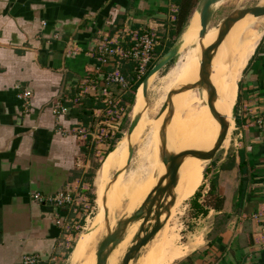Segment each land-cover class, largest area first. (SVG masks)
Listing matches in <instances>:
<instances>
[{"label":"crops","instance_id":"1","mask_svg":"<svg viewBox=\"0 0 264 264\" xmlns=\"http://www.w3.org/2000/svg\"><path fill=\"white\" fill-rule=\"evenodd\" d=\"M176 12L173 0H0V264H20L25 254L39 255L42 264H66L83 226V207L98 201L95 176L102 161L96 158L104 153V159L120 138L101 101L105 93L119 101L127 93L99 85L100 75L112 68L93 58L95 45L102 39L120 43L124 28H147L164 47L176 40L169 33ZM260 37L228 106L232 152L212 167L222 208L210 207L214 216L203 246L173 264H264V125H257L264 118V34ZM85 77L94 79L96 93L89 89L74 105ZM24 89L31 94L28 112L17 97ZM56 102L67 114L53 115ZM81 128L91 136L80 135ZM120 165L121 159L114 169ZM241 177L244 197L234 210ZM64 190L79 205L57 208L33 199ZM58 218L68 231L56 225Z\"/></svg>","mask_w":264,"mask_h":264},{"label":"rangeland","instance_id":"2","mask_svg":"<svg viewBox=\"0 0 264 264\" xmlns=\"http://www.w3.org/2000/svg\"><path fill=\"white\" fill-rule=\"evenodd\" d=\"M260 1L261 0H226L219 6L217 11L215 12L210 23V28L216 27L232 11L237 9L251 8L257 5ZM211 31L212 29H210L207 34H209ZM228 40L224 41L226 45ZM228 46V48L227 46H224L221 48V50H218L216 57L213 61L215 67L216 61L220 56H223L224 53L228 50H235L230 48L231 45ZM188 53H190L189 49H184L180 53L179 59L177 57L175 60L171 61V63L165 66L159 73H157L150 82L147 93V100L149 105L148 109L145 111V113H143V118L141 117L142 119L138 123L132 138H130L129 140V144L133 143V156L131 162L125 173L119 176L114 182V191L111 197L107 200L108 213L109 209L111 210L108 214L107 219L110 231L115 228L119 220H122L125 216H127L128 213L131 212L130 214H128L130 216L132 214V211L134 212L135 209L143 202V200L149 194L152 182L154 180L153 175L155 174L156 167L159 163V149L158 143L156 142L158 140L157 129L161 119L158 122H156L155 120L164 102V98L167 91L172 86L176 84L182 85L183 83L184 74L182 75V68L184 69V62L188 59ZM211 80L212 83L215 81L214 67L211 75ZM233 89L230 93L229 102L234 95ZM191 103L192 105L190 106ZM207 108L208 107L206 106V96H201L196 90L189 92L185 99L182 101V103L179 104V106L176 108L171 123H179H177L176 127H173V125L170 124L168 128V138L170 139L169 143L176 151L179 152L181 150L193 148H195L196 150H200L201 144L203 142L208 143L209 139L208 137L204 136V131L207 127L208 121H214V119L211 114L207 111ZM123 114L124 116L122 120L121 114H119V119H113V121L119 124V130L116 134H119L120 136V138H118V140L116 141V143H114L113 146L119 144L115 150H119L122 156L124 151L126 156L128 145L123 150L122 141L129 126L130 120L132 118V108H127L125 111H123ZM225 117L227 118V121L229 123L228 138L226 143L221 146V149H219V151L217 152L214 161H211L209 163L206 162L202 170L197 174V176H194L192 179L189 180H185L187 177L188 163L186 167L179 172V180L174 190L176 201L174 206L170 210V217L165 220L164 229L166 233H171L173 234V236L176 237V246L184 248V255L182 258L190 254L193 250L197 249L198 246H203L205 242L206 233L212 225V218L214 216V212L210 211V207L214 203H216V200L219 197L217 194L215 195L209 193L210 182L213 180V176L215 175L212 169L214 168L213 166H215L216 162L223 156H225V153L230 155L232 152V147L230 143L231 139L233 138V123L229 122V120L233 122L232 107L228 110V113L227 115H225ZM152 126L156 127V129L152 128ZM103 154L96 158L98 162H103L107 157L106 155L103 159ZM153 157H155V160ZM150 159L152 160V162ZM188 161L189 160H185L184 162ZM150 163L152 165L155 163L157 164L153 165L152 167ZM147 165H150V174L147 175V178L143 183L142 189L139 191L140 193H138V195L135 194L133 196L134 198L132 199V201H130L129 203H125L128 200V189L131 187L136 177L139 176L138 174L141 173V169L146 167ZM120 166L117 169H114L110 177H108V179L104 181L101 194L97 196L98 201L88 203V205L84 206L81 211V219L83 220V226L79 230V233L76 238L74 237L72 241V245L75 247V253L73 256L74 264H81L83 262H88V264H91L92 257H95L96 249L107 231L104 214L102 217L99 212L103 209L101 206L102 198L107 191H105V189L109 180L113 176L114 172L121 169ZM148 166L146 168H148ZM204 168H206V174L204 173L205 175H203L202 177V171ZM107 192L109 193V189ZM195 194H198V197H196V203L200 205L201 208L206 209L207 211L209 210L210 212L208 215L202 216L200 214H195V209L192 208V199H194ZM116 195L120 196L121 204H124L122 207L124 209H120L121 212L113 210V207L111 206V202ZM109 203L110 205H108ZM163 218L165 217L163 216ZM139 224L140 223H135L127 228L123 241L112 252L107 261V264L121 263V258L123 254L125 253L127 248L131 244H133V241L135 240V234L138 230ZM152 225L153 224H150L147 227V230ZM89 231L90 233L86 234ZM146 247L143 248L141 256L145 251Z\"/></svg>","mask_w":264,"mask_h":264},{"label":"water","instance_id":"3","mask_svg":"<svg viewBox=\"0 0 264 264\" xmlns=\"http://www.w3.org/2000/svg\"><path fill=\"white\" fill-rule=\"evenodd\" d=\"M226 0H197L195 7L191 13V16L182 30L181 34L171 45V47L159 57L152 65L146 76L142 79L138 88L136 89L133 106L137 104V95L141 92V98L143 101V107L137 109L130 120L129 126L123 137L127 141L132 137L138 123L141 120L143 113L148 109L147 93L150 82L153 77L159 73L166 65L175 60L180 53L185 49L184 45L187 42L188 34L196 32V40L199 46L200 61L198 78L196 82L191 84L174 85L166 93L164 102L159 110L158 116L155 121L161 119L157 129L158 134V151L159 160L162 164L165 172L162 176L156 177V184L154 188L149 192L142 204L129 216H125L122 220H119L115 228L110 231L108 226V209L107 200L109 193L106 192L102 198V208L105 218V224L107 231L99 243L95 252V264H107L108 257L116 249V247L123 241L127 228L135 223H140L136 232L135 240L131 244L121 258L120 264H135V262L141 256L143 248H145L153 238L162 230L164 222H161L160 218L163 215L165 218L170 217V210L174 206L176 196L174 190L179 180V169L183 162L189 158H195L203 162H211L219 149H221L227 132L229 129V123L225 116L216 112V102H221L218 97L215 86L212 83V64L216 57V54L227 38L230 30L240 21L244 19H258L264 17V4L258 2L257 5L248 9H237L232 11L226 18H224L216 27L210 28L211 20L219 8V6ZM198 16V28L193 29L190 26V19L193 15ZM212 29L215 32L213 41L206 45L204 44L208 31ZM264 34V26H263ZM262 34V35H263ZM261 38V37H260ZM189 90L197 91L200 95L206 94V106L213 119L219 124V132L216 136L214 145L210 150H196L187 149L176 151L170 145V139L168 138V128L171 124V120L175 114V107L172 103L173 98L181 93ZM119 144L113 146L111 151L115 150ZM127 159L125 166L114 172L110 179L108 188L113 185L118 176L125 172L131 162L133 156V143H128L127 146ZM206 168L202 171L204 175ZM108 190V189H107ZM153 224V228L147 227ZM90 233L87 232L86 234ZM75 253V247L69 256L66 264H71Z\"/></svg>","mask_w":264,"mask_h":264},{"label":"bare ground","instance_id":"4","mask_svg":"<svg viewBox=\"0 0 264 264\" xmlns=\"http://www.w3.org/2000/svg\"><path fill=\"white\" fill-rule=\"evenodd\" d=\"M260 4H264V0H261ZM190 26L193 29L198 28V16H197V14L193 15V17L190 19ZM263 26H264V17L258 18V19H254V18L244 19V20L238 22L230 30L227 38L225 39V41H227L229 39L227 42V45L225 44V42H223V45L220 46V48H219V50H221L222 47L227 46V48H228L229 47L228 45H231L230 48L235 49L233 51L228 50L224 53L223 56H220L216 61V67L214 66L215 64H212V72H213V67L215 69V81L213 82V85L215 86L218 97L221 99V102H219V101L216 102V112L222 116H225L228 113L230 93L232 92V89H233L234 84L238 78V75L240 73V70L242 68L243 63L247 62L249 56L253 52L254 44L257 42V40L263 34ZM214 37H215V32H214V30H212L209 34H207L204 44H206V45L210 44L213 41ZM184 48L185 49L188 48L190 53H188V55H187L188 59L184 62L185 63L184 69L182 68V72H183L182 75L184 74L182 85L194 83V82H196V80L198 78L200 52H199V46H198L197 40H196V32H191L188 34L187 42L184 45ZM247 52H248V54H247ZM179 57H180V55L178 56V59H179ZM178 59H177V61H178ZM191 91H193V90H189L187 92L178 94L173 98L172 103H173L175 109L179 106V104L182 103V101L185 99L187 94ZM202 95L206 96L205 93H203ZM191 105H192V103L190 104V106ZM142 107H143V101L141 98V92H139L137 95V104L134 107H132V115L134 114V112L137 109L142 108ZM207 111L209 112L208 108H207ZM158 121H156V122H158ZM177 123H179V122H175V123H171V124L173 125V127H176ZM154 126H152V128L156 129V127H154ZM218 132H219V124L215 120L214 121H208L207 127L204 131V136L208 137L209 140H208V143L203 142L201 144L200 150H210L212 148V146L214 145V142H215V139H216ZM228 132H227L226 139L222 143V146L227 141ZM133 134H134V132H133ZM133 134H132V136H133ZM177 134H178V132H177ZM177 134H175V135H177ZM154 140H156V139H154ZM122 142H123L122 145H123V150H124L125 147L128 145L129 141H127L124 138ZM156 143H158V140ZM193 149H195V148H193ZM127 154H128V152L126 151V156H125V152L123 151V156L122 155L120 156L119 150H113L107 154V157L101 163L100 168L98 169L96 176H95V189H96V195L97 196H99L101 194L104 181L107 180L108 177H110L112 171L114 170V167L116 165H118L120 159H121V163H122L120 168L122 169L125 166ZM151 155H152V153H151ZM153 158L155 160V157H153ZM156 159H157V157H156ZM186 160H189V161L183 162V164L181 165V167L179 169V172L181 170H183L188 163L187 177L185 176L186 177L185 180H189V179H192L194 176H197V174L202 170L203 166L205 165V162L197 160L195 158H189ZM151 162H152V160H151ZM147 164H148V162H147ZM155 164H157V163H155ZM155 164H153V165H155ZM153 165H152V167H153ZM146 167H144L142 169L140 168L141 173L138 174L139 176L137 175L138 177H136L135 181H133V184L128 189V200L125 203H129L130 201H132V199L134 198L133 196L135 194L138 195V193H140L139 191L142 189L143 183H144L145 179L147 178V175L150 174L149 173L150 172V169H149L150 165L148 166V168H146ZM164 172H165V169L163 168V166L159 160V163L156 167L155 174L153 175L154 180L152 182V186L150 188V191L154 188V186L156 184V180H157L156 177L162 176L164 174ZM123 173H125V172H122L119 176H121ZM109 182H110V180H109ZM109 182H108V184H109ZM108 184L106 186L105 191L107 189H109V195H108V199H109L111 197L113 191H114V183H113V185L110 186V188H108ZM111 204H112L111 206L113 207V210H116L117 212L118 211L121 212L120 209L124 205V204L123 205L121 204L120 196H117V195L114 197ZM108 205H110V203ZM123 209L124 208H122V210ZM100 210H101V208H100ZM110 211L111 210L109 209V213H110ZM99 212L103 217V209ZM130 213H128V214H130ZM166 219L167 218H163V215L160 218L161 222H164V223H165ZM183 255H184V248H182L180 246H176V237L173 236V234H171V233H168V232L166 233V231L163 227L162 230L155 236L153 241L146 247L142 256L138 259V261L135 264H172L176 260L182 258ZM109 257H108V259H109ZM71 264H74L73 260H72ZM81 264H88V262H83ZM91 264H95V257L94 256L92 257Z\"/></svg>","mask_w":264,"mask_h":264},{"label":"built area","instance_id":"5","mask_svg":"<svg viewBox=\"0 0 264 264\" xmlns=\"http://www.w3.org/2000/svg\"><path fill=\"white\" fill-rule=\"evenodd\" d=\"M120 43L111 42L108 39L98 40L93 52V58L97 61L100 67H111L112 71L102 73L100 79L98 80L99 85L105 89L107 86H115L123 93H126L130 89V82L122 75L121 68L126 64H134V75L135 81H139L143 78L149 71V67L152 65L153 52L160 43L159 35L147 28H138L135 30L124 28L122 33ZM100 68L97 67V71ZM96 82L90 77H85L78 85V97L72 100V104L76 105L83 99L86 95H89V91L93 92L95 95ZM90 89V90H89ZM103 89V90H104ZM89 90V91H88ZM105 92V91H104ZM102 99V103L105 105L110 118V125L112 129H118L119 124L113 121L114 118L119 119V114H121V120L124 116L123 111L128 107L121 108L119 103L121 101L114 100L113 97L107 96ZM30 91L24 89L18 92L17 97L21 100L24 112H28L30 108L29 99ZM68 109L64 107L59 102H56L52 106V113L55 116L67 114ZM257 125L262 127L264 125V118L257 121ZM83 137L91 136L89 132L85 129L78 131ZM33 199L39 202H49L52 203L57 208H67L71 206H77L78 198L74 197L69 191L64 190L53 196L43 197L38 194L33 195ZM56 225L62 228L64 231H68L69 226L63 223L61 218L56 220ZM44 262L37 254H25L20 259V264H42ZM51 262H55V259H51Z\"/></svg>","mask_w":264,"mask_h":264},{"label":"trees","instance_id":"6","mask_svg":"<svg viewBox=\"0 0 264 264\" xmlns=\"http://www.w3.org/2000/svg\"><path fill=\"white\" fill-rule=\"evenodd\" d=\"M173 2L177 6V12L174 15L175 19H174L173 25H172L169 33H170V36H172L174 38L176 37V39H177L178 36L181 34L182 30L184 29V27L186 26V24H187V22H188V20H189V18L191 16V13H192V11H193V9L195 7V4H196L197 0H173ZM174 42H175L174 40H171V41L167 42L164 47H163L161 42L159 43V46H157L156 49L153 52L152 65L155 63V61L159 57H161L171 47V45ZM152 65L149 67V70L152 67ZM129 66L130 67H128L127 70H125L124 67L121 68V73H122V75L125 78L128 79V75L129 74L132 75L131 76V81H130V84H132V86L127 91L126 95L124 97H122V100L119 103V106L121 108H125L126 105H128L130 107L133 106V101H134V96H135L136 89L138 88V86L141 83L142 79L146 76L145 75L139 81H135V75H134V71H133L134 70V64L129 65ZM88 104H90V103H88ZM85 115L87 117L83 119V122L86 125L87 122H88L89 115H88V113H85ZM109 151H111V149ZM98 165L99 164H95L94 165V170L98 168ZM239 172L240 173L243 172L242 164H241V166L239 168ZM91 177H94V174H91L90 178ZM90 182H91V180H90ZM214 184H215V182H213V183L211 182L210 183L209 193L216 195L215 185ZM245 186H246V180L241 177V179L239 181V187H238V190H237V197H236L237 200H236L235 205H234V207H235L234 210H238V207L240 206V204L242 202V198L244 197ZM197 195L198 194H195V197H198ZM89 197H90L91 200H93L94 196L92 194H90ZM222 204H223V199L218 197L217 200H216V203L213 204L212 209H214L216 212H219L221 210V208H222ZM192 208L195 209V214L196 215L200 214L202 216H205L207 214V210L201 208V206L198 205L195 201L192 203ZM223 223H225V222H222L221 224H223Z\"/></svg>","mask_w":264,"mask_h":264},{"label":"flooded vegetation","instance_id":"7","mask_svg":"<svg viewBox=\"0 0 264 264\" xmlns=\"http://www.w3.org/2000/svg\"><path fill=\"white\" fill-rule=\"evenodd\" d=\"M138 228H139V227H138ZM151 228H153V225H152V226H150V229H151Z\"/></svg>","mask_w":264,"mask_h":264}]
</instances>
